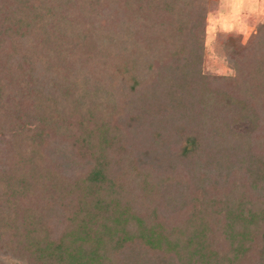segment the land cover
Wrapping results in <instances>:
<instances>
[{
    "label": "trees",
    "instance_id": "1",
    "mask_svg": "<svg viewBox=\"0 0 264 264\" xmlns=\"http://www.w3.org/2000/svg\"><path fill=\"white\" fill-rule=\"evenodd\" d=\"M212 6L0 0V264H264V23L211 78ZM156 100L202 133L145 162Z\"/></svg>",
    "mask_w": 264,
    "mask_h": 264
},
{
    "label": "rangeland",
    "instance_id": "2",
    "mask_svg": "<svg viewBox=\"0 0 264 264\" xmlns=\"http://www.w3.org/2000/svg\"><path fill=\"white\" fill-rule=\"evenodd\" d=\"M210 1L213 3V10L209 12L207 16L206 29L204 33V53L201 60V73L211 78H217L221 75L233 74V60L235 59L237 47L245 44L249 39L250 34L255 33L258 26L264 23V0ZM227 35L232 36V54H228L225 48ZM176 87V82L171 81L168 84L165 83L162 85V92L165 94V88V91L167 90L166 92H176L179 94ZM160 90L161 89H159V91ZM179 96L180 97L178 98H181V94ZM165 98L166 100L168 99L167 97ZM185 99V97H182L181 100H177L179 101V104L181 102L184 106H189L191 101H194L192 98L191 100ZM166 103L167 102L161 103L157 100L152 102V116L150 117V122L147 124L143 119L141 123H139L138 120L136 122L135 130L137 135L134 139L135 142L132 143L130 147L135 150L136 156L145 162L151 161L149 160L150 158L147 153L150 156H154L157 152H161L160 142H162V137L166 140V142L172 141L169 144V146H171L173 145L174 135H179L177 134L179 129L181 131L183 129L185 131L184 134L187 132L188 134L194 133L195 131L202 133V129L199 125L202 123V119H199V117L195 116L194 114L193 119L188 122V119L182 117L183 114L185 115L191 113L190 111L192 110H189L190 107H187V109L184 111H176L174 115H171L172 117H168L167 119H172L173 124H178H175V126L172 125L168 129L164 130V128L161 127V125L157 122L158 120H156V117L159 112H161L163 106H165ZM194 103L196 104L195 108L199 106L197 100ZM232 129L236 128L233 126ZM239 130L241 129L239 128ZM140 132H143L144 134L148 133V136H146V134L144 136L143 133L140 134ZM159 135H161V137H158ZM142 138L146 139L147 144L150 146L149 148L145 146ZM167 158L168 156L165 159ZM209 168L212 171L216 169L214 164H212Z\"/></svg>",
    "mask_w": 264,
    "mask_h": 264
}]
</instances>
